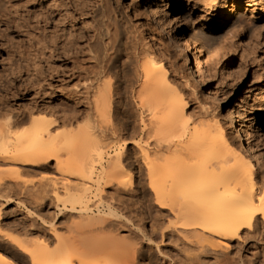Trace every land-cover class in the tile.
Instances as JSON below:
<instances>
[{"label": "bare ground", "instance_id": "6f19581e", "mask_svg": "<svg viewBox=\"0 0 264 264\" xmlns=\"http://www.w3.org/2000/svg\"><path fill=\"white\" fill-rule=\"evenodd\" d=\"M162 2L148 7L158 32L143 34L134 50L131 94L139 119L132 130L120 118L126 111L115 70L121 31L112 6L92 0L86 12L98 17L92 25L83 19L79 26L69 12L62 34L58 11L52 79L54 93L68 104L11 111L0 122V161L43 171L56 161L60 176L37 187H52L55 211L45 217L40 200V213H26L22 237L4 230L0 209V238L30 258L19 261L0 250V264H134L122 260L144 258L145 246L156 248L164 264H254L240 249L254 240L264 248V161L252 140L253 117L219 114L223 104L211 91L214 112L205 107V120L193 117L189 97L217 62H208L190 36L177 32V16L171 20ZM201 3L205 27L213 30L222 19L264 10V0ZM257 103L252 109H261ZM84 114L92 119L78 125ZM22 125L28 126L17 130ZM130 146L144 182L133 171L125 176ZM94 186L100 200L92 205ZM142 187L149 191L147 205Z\"/></svg>", "mask_w": 264, "mask_h": 264}, {"label": "rangeland", "instance_id": "374dc122", "mask_svg": "<svg viewBox=\"0 0 264 264\" xmlns=\"http://www.w3.org/2000/svg\"><path fill=\"white\" fill-rule=\"evenodd\" d=\"M92 0H2L0 2V122H4L11 111L28 113L44 104L50 106H66L68 100L54 93L52 73L56 20L60 19V34L67 27L66 16L78 17L76 22L82 26V20L92 25L98 17L86 12ZM163 1V2H162ZM112 13L120 28L119 62L116 71L119 83L123 88L122 106L124 111L120 118L128 130H132L138 122V112L131 91L136 84L134 50L140 45L143 34L152 35L158 32L148 20V7L162 2L163 10L169 12L171 20L174 14L177 20L173 26L181 35L190 36L205 54L207 61L216 60V66L203 74L201 87L195 96L189 97L188 108L194 118L205 120L200 116L201 109L208 107L214 112L207 100L208 91L217 94L223 104L219 114L226 112L232 117L241 118L242 114L252 116L253 143L257 148L260 161H264V10L256 13L241 12L228 20L222 19L216 30L205 27L207 16L202 11L201 0H179L175 9V0H108ZM247 2V0H245ZM58 6V7H57ZM59 11V12H58ZM70 15V14H69ZM88 26V25H87ZM144 32V33H143ZM170 45V41L165 39ZM172 47V45H171ZM190 69L189 65H185ZM259 101L261 109H252V102ZM199 116V117H198ZM92 117L80 115L78 125L87 124ZM248 122V121H245ZM28 125L17 128L21 130ZM71 128V127H67ZM238 136V133H234ZM258 134L261 135L260 140ZM131 158L124 161L125 176L134 172L136 179L145 181L143 171H139L134 161L132 146L128 150ZM51 161L47 171L40 168H30L13 161H0V209L1 223L6 232L22 236L21 224L27 219L29 210L39 212L38 202L44 200L41 214L45 217L54 214V191L52 187L46 191H38L39 184L51 183V178L59 177L60 173ZM76 179V178H72ZM91 184V182H89ZM52 184V183H51ZM93 185V184H91ZM88 186V185H87ZM92 188L90 203L97 204L100 195L94 196L96 187ZM148 188V187H147ZM107 188V192H109ZM148 202L149 191L141 189ZM44 196V197H43ZM127 205L132 208L133 201L127 199ZM96 210L98 207H95ZM149 217V212H146ZM22 237H25L22 236ZM27 238V237H26ZM29 238L36 239V235ZM0 238V250L17 260H29L23 256L19 248L11 249ZM255 243L256 247H250ZM242 256L249 257L254 264L263 259L264 248L259 240L251 241L248 247L240 249ZM144 258L136 256L123 259L134 264H164L156 248L145 246ZM30 261V260H29Z\"/></svg>", "mask_w": 264, "mask_h": 264}]
</instances>
